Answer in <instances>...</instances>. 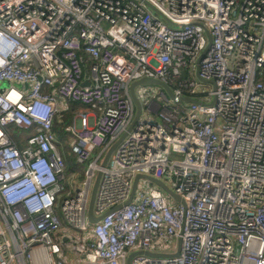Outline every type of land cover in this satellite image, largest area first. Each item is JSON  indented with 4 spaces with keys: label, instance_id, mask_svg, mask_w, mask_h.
Segmentation results:
<instances>
[{
    "label": "built area",
    "instance_id": "2783aa9c",
    "mask_svg": "<svg viewBox=\"0 0 264 264\" xmlns=\"http://www.w3.org/2000/svg\"><path fill=\"white\" fill-rule=\"evenodd\" d=\"M142 76L200 102L135 86L140 113L100 167ZM67 100L84 106L67 126L75 181L51 129ZM98 169L102 215L89 222ZM136 173L182 202L138 178L124 203ZM70 252L79 264L130 252L128 264H264V0H0V264H71Z\"/></svg>",
    "mask_w": 264,
    "mask_h": 264
},
{
    "label": "water",
    "instance_id": "95a60500",
    "mask_svg": "<svg viewBox=\"0 0 264 264\" xmlns=\"http://www.w3.org/2000/svg\"><path fill=\"white\" fill-rule=\"evenodd\" d=\"M147 5V7L151 8V6L147 3H145ZM205 35L207 37V40L209 42V34L208 32L205 30ZM202 55V52L196 57V63L199 59V57ZM180 75L183 76L184 75V70L180 69ZM195 76L197 77L198 80H200L201 82H208L211 83L213 85V82L211 79H204L201 78L198 74H197V70L195 72ZM87 81H82V84H85ZM144 84H154L157 85L158 87H160L165 94L174 101H184V102H200L198 99L189 96V95H175L170 86L163 80L156 78V77H148V76H142L139 77L137 79L131 80L128 84V92L130 95V98L133 102L134 105V113L133 116L130 120V122L128 123V125L126 126V128L117 136V138L115 140H113L103 151V154L100 158L99 161V166H104L109 158V155L112 151V149L114 148V146L116 145V143L123 137V135L126 133V131H128L130 129V127L132 126L133 122L136 120V118L138 117L140 110H141V103L138 100L136 94H135V86L138 85H144ZM99 175H100V170H96L94 177L92 179L91 182V186H90V190H89V195H88V200H87V207H86V214H87V218L89 222H94L96 221L102 214H98L95 215L92 212V202H93V198H94V194H95V190H96V186L98 183V179H99ZM138 178H143L146 179L152 183H154L155 185H157L159 188H161L168 196H170L173 200L175 201H180L182 202L181 198L170 188L168 187L163 181H161L160 179L153 177L149 174H143V173H136L132 179V183H131V188H130V192L128 197L123 201L124 203H127L131 196L134 193L135 187L137 185V180ZM121 203H118L116 205H114L112 208L118 207ZM178 243L177 242V248H178ZM146 252L148 254H154V255H175L177 254V250L174 252H150V251H143ZM133 252H130L125 260V264H128V259L129 257L132 255Z\"/></svg>",
    "mask_w": 264,
    "mask_h": 264
},
{
    "label": "trees",
    "instance_id": "16d2710c",
    "mask_svg": "<svg viewBox=\"0 0 264 264\" xmlns=\"http://www.w3.org/2000/svg\"><path fill=\"white\" fill-rule=\"evenodd\" d=\"M167 82L172 86L169 80ZM78 109H84V106L78 102L67 100L66 106L54 113L51 123V129L55 135V142L64 162V171L66 174L74 172V181L81 177L83 165L75 161L74 154L69 147L71 133L67 126L72 123L73 115ZM13 138L17 147H21L19 136L14 134ZM62 183L66 184L65 180H62Z\"/></svg>",
    "mask_w": 264,
    "mask_h": 264
},
{
    "label": "rangeland",
    "instance_id": "374dc122",
    "mask_svg": "<svg viewBox=\"0 0 264 264\" xmlns=\"http://www.w3.org/2000/svg\"><path fill=\"white\" fill-rule=\"evenodd\" d=\"M193 78H195V76L193 75ZM139 88H144V89H148L150 91L149 93V96L148 98L149 99H156V100H160V95L158 94L157 91L160 90V87H158L157 85H154V84H144V85H140V86H137L136 89H139ZM164 103H167V101H163ZM66 104V103H65ZM178 105H181V103H178ZM141 114L143 116H153L154 115V112L151 111V110H148L146 109V106H145V103H142V112ZM75 185L76 183L72 182L71 183V188H75ZM152 185L154 186H157L155 185L154 183H152ZM158 187V186H157ZM53 241L59 243V239L57 237H54L53 236ZM68 256L71 258L72 260V263L71 264H79V262L77 261V258H76V255H74L73 253H69Z\"/></svg>",
    "mask_w": 264,
    "mask_h": 264
}]
</instances>
